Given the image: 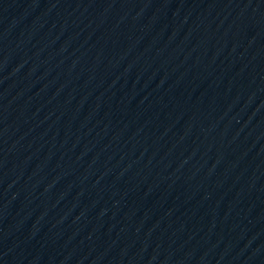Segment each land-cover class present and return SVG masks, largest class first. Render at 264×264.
<instances>
[{
	"label": "water",
	"instance_id": "water-1",
	"mask_svg": "<svg viewBox=\"0 0 264 264\" xmlns=\"http://www.w3.org/2000/svg\"><path fill=\"white\" fill-rule=\"evenodd\" d=\"M0 264H264V0H0Z\"/></svg>",
	"mask_w": 264,
	"mask_h": 264
}]
</instances>
